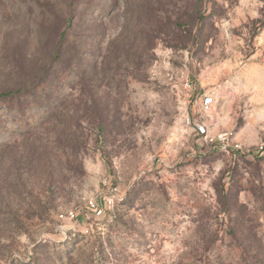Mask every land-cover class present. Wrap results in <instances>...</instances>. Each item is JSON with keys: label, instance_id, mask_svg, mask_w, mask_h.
Returning a JSON list of instances; mask_svg holds the SVG:
<instances>
[{"label": "rangeland", "instance_id": "374dc122", "mask_svg": "<svg viewBox=\"0 0 264 264\" xmlns=\"http://www.w3.org/2000/svg\"><path fill=\"white\" fill-rule=\"evenodd\" d=\"M261 145L264 0H0V264H264Z\"/></svg>", "mask_w": 264, "mask_h": 264}, {"label": "built area", "instance_id": "2783aa9c", "mask_svg": "<svg viewBox=\"0 0 264 264\" xmlns=\"http://www.w3.org/2000/svg\"><path fill=\"white\" fill-rule=\"evenodd\" d=\"M213 102V98L209 97L208 95L205 96L204 99V105L209 106L210 104H212ZM198 134L205 136V138L207 140H209L212 144L216 143L218 145L221 146V148L229 151L230 148L231 150H239L241 148V146L239 145V143L237 141H233V143H231V141L233 140V133H221L219 135H214V136H209L208 133V129L206 128L205 125L200 124L198 125ZM259 150H264V145H261ZM89 204L92 208H94L95 210H97V213L100 214L102 212L101 209H98L96 203L93 200L89 201ZM70 216L74 217V213L70 212Z\"/></svg>", "mask_w": 264, "mask_h": 264}]
</instances>
